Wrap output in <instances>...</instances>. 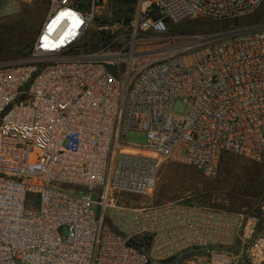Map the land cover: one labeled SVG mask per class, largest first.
<instances>
[{
  "label": "built area",
  "instance_id": "2783aa9c",
  "mask_svg": "<svg viewBox=\"0 0 264 264\" xmlns=\"http://www.w3.org/2000/svg\"><path fill=\"white\" fill-rule=\"evenodd\" d=\"M45 1L31 56L0 65V264H151L144 235L158 259L201 247L186 264H264L255 216L116 199L150 194L170 161L208 178L224 153L262 161L264 26L186 37L151 60L136 45L168 38V22L252 16L264 0H137L130 41L85 54L95 17L119 0ZM177 100L189 106L184 117L171 113ZM132 130L146 134L144 146L123 142Z\"/></svg>",
  "mask_w": 264,
  "mask_h": 264
},
{
  "label": "rangeland",
  "instance_id": "374dc122",
  "mask_svg": "<svg viewBox=\"0 0 264 264\" xmlns=\"http://www.w3.org/2000/svg\"><path fill=\"white\" fill-rule=\"evenodd\" d=\"M136 2L137 0L109 1L106 10L95 17L91 29L85 34L80 52L85 54L103 49L114 52L125 46L130 41L128 18L134 14H130L129 9L134 8L135 12ZM47 14L48 3L45 0H0V65L22 63L31 56ZM174 25L179 27V31H169L168 38H143L137 43L136 52L151 60L161 58L164 52L176 47L186 37L215 33L224 36L260 29L264 26V3L255 14L237 21L216 22L194 18ZM188 108L187 103L177 100L171 113L176 117H184ZM123 142L131 146H144L146 134L132 130L123 137ZM116 199L119 204L134 208L174 204L195 209L201 215L207 212H229L240 215L241 218L255 216L260 220V229H264V154L261 162H255L224 153L216 178H208L200 170L184 162L170 161L162 166L157 185L150 194H121ZM94 210L99 215L101 208L96 206ZM174 216L171 213L166 219L174 221ZM168 236L160 234L163 244ZM234 238L236 241L237 237ZM140 241L145 252L156 258L151 264H186L195 254L202 256L201 247H188L185 251H176L169 257L165 254V259H158L163 256L155 251L153 237L144 235ZM224 241H228V237L220 236L218 242Z\"/></svg>",
  "mask_w": 264,
  "mask_h": 264
},
{
  "label": "trees",
  "instance_id": "16d2710c",
  "mask_svg": "<svg viewBox=\"0 0 264 264\" xmlns=\"http://www.w3.org/2000/svg\"><path fill=\"white\" fill-rule=\"evenodd\" d=\"M129 13L130 14L134 13V8H130L129 9ZM131 18L132 17L128 18V23L130 22ZM168 27H169V31H171V32L179 31V27L177 25H174V24L170 23V22H168ZM133 243L136 244V241L133 240Z\"/></svg>",
  "mask_w": 264,
  "mask_h": 264
}]
</instances>
